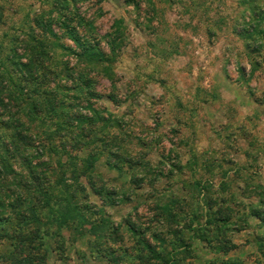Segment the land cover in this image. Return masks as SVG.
Instances as JSON below:
<instances>
[{
  "label": "rangeland",
  "instance_id": "374dc122",
  "mask_svg": "<svg viewBox=\"0 0 264 264\" xmlns=\"http://www.w3.org/2000/svg\"><path fill=\"white\" fill-rule=\"evenodd\" d=\"M99 50L107 61L94 60ZM7 79L26 96L67 106V116L45 120L61 147L81 148L96 136L119 141L121 172L101 168V156L104 180L133 188L134 172L145 177L143 186L114 204L87 186L89 202L103 204L115 223L138 212L144 227L158 226L157 210L139 202L178 201L194 218L176 236L180 264H264V0H0V89ZM83 147L80 157L90 148ZM71 151L78 163V150ZM145 161L152 172L139 164ZM220 210L229 220L206 224ZM87 227L62 230L71 264L81 260L76 250L93 253L95 236L78 239ZM133 242L128 234L112 246L129 253ZM135 249L145 253L138 243Z\"/></svg>",
  "mask_w": 264,
  "mask_h": 264
},
{
  "label": "trees",
  "instance_id": "16d2710c",
  "mask_svg": "<svg viewBox=\"0 0 264 264\" xmlns=\"http://www.w3.org/2000/svg\"><path fill=\"white\" fill-rule=\"evenodd\" d=\"M71 30L74 29H70L72 39L81 46L76 32ZM85 48L84 46L83 49ZM91 54L95 61H107L101 50L98 54ZM88 73L87 71L85 75L91 78ZM7 80V87L0 89V94L5 92V96L0 95V152H4L0 156V180L5 188L4 194H7L2 201H8L0 202V264H71L70 253H65L66 240L62 230L86 225L88 229L79 230L78 239L87 233L95 236L91 250L93 253H80L78 251L81 250H76L77 253L73 254L81 258L79 264H88L86 258L89 261L103 258L107 264H180L178 259L181 253L176 243L180 239L176 236L180 235L182 229H191L194 218L177 207L179 202L173 200L172 203H161L158 200L152 201L149 197L139 202L144 207L150 204L152 210H157L152 219L153 224L158 223V226L144 227L145 221L138 212L115 223L103 204L100 206L89 202L87 186L94 192L105 191L110 196L108 204L118 202L114 198L119 194L124 199L129 198L128 193L132 189L143 186L145 177L134 172L129 181L133 188L130 186L120 190L109 184L110 180H104L105 172L98 166L101 156L104 157L102 164L105 165L101 168L107 172H121L116 163L120 161L121 155L115 150H120L119 141H105L96 136L81 148L72 145L69 149L65 142L61 147L54 142L55 139L50 138V125L45 120H51L59 114L67 116L64 114L67 106L63 103L54 104L52 96H26L22 88L18 90L19 86L14 79ZM84 85L88 86V96L91 97V84ZM78 94L81 98L88 99L83 87ZM45 108L49 113H43ZM92 110L97 114V111ZM80 119L84 121L87 117L83 115ZM101 131L102 128L98 127L95 132L99 134ZM95 141L100 143L95 144ZM85 145L90 146L87 156L80 157ZM73 148L78 150V163L74 161V155L70 156ZM109 155L116 160L110 161ZM44 156H47L46 161L41 160ZM36 159L37 162H34ZM14 164L17 166L14 167ZM139 164L145 172H152L148 161ZM82 176L86 178L87 185L81 181ZM19 187L26 193L21 194ZM29 191L33 194L30 195ZM11 194H16V197L13 198ZM219 213L217 219H207L206 224L229 220L225 210H220ZM123 227L132 240H135L132 245L136 247L138 243V249L145 253H132L136 250L135 247L126 253L127 246H116V251L112 244L128 235ZM171 238H174L172 242ZM51 241L54 244L52 248L49 244ZM187 247L189 244L185 242L184 248ZM221 261L222 264H228L226 259Z\"/></svg>",
  "mask_w": 264,
  "mask_h": 264
}]
</instances>
